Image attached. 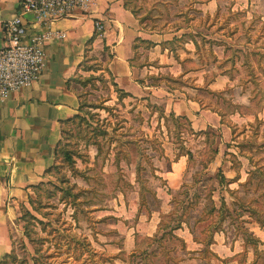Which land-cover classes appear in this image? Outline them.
Instances as JSON below:
<instances>
[{
    "label": "rangeland",
    "instance_id": "obj_1",
    "mask_svg": "<svg viewBox=\"0 0 264 264\" xmlns=\"http://www.w3.org/2000/svg\"><path fill=\"white\" fill-rule=\"evenodd\" d=\"M123 3L161 37L134 58L160 87L120 98L110 49L87 53L77 116L11 223L17 254L32 264L27 209L45 264H264V0Z\"/></svg>",
    "mask_w": 264,
    "mask_h": 264
},
{
    "label": "crops",
    "instance_id": "obj_2",
    "mask_svg": "<svg viewBox=\"0 0 264 264\" xmlns=\"http://www.w3.org/2000/svg\"><path fill=\"white\" fill-rule=\"evenodd\" d=\"M20 1L0 0V48L2 24L15 16ZM198 1L212 12L216 10L217 0ZM96 20L104 26L98 35ZM28 24L31 34L37 27L31 19ZM53 28L64 37L45 44L47 62L39 78L0 101V257L11 250V223L17 206L25 204L33 187L46 179L63 122L77 113L79 94L73 78L81 71L87 53L109 48L106 69L119 88L133 97L132 90L160 87L142 82L153 73V67L137 66L134 58L138 41H150L157 47L161 37L144 28L123 0H90L84 9H75L56 21Z\"/></svg>",
    "mask_w": 264,
    "mask_h": 264
},
{
    "label": "built area",
    "instance_id": "obj_3",
    "mask_svg": "<svg viewBox=\"0 0 264 264\" xmlns=\"http://www.w3.org/2000/svg\"><path fill=\"white\" fill-rule=\"evenodd\" d=\"M90 0H21L17 12L2 24L3 46L0 48V101L17 90L27 88L39 78L47 62L45 44L60 40L64 33L53 24L75 9H84ZM37 27L28 34L29 20ZM95 33L104 26L94 22Z\"/></svg>",
    "mask_w": 264,
    "mask_h": 264
},
{
    "label": "trees",
    "instance_id": "obj_4",
    "mask_svg": "<svg viewBox=\"0 0 264 264\" xmlns=\"http://www.w3.org/2000/svg\"><path fill=\"white\" fill-rule=\"evenodd\" d=\"M134 14V12H132ZM145 42V41H143ZM152 44V43H151ZM84 62V60H83ZM82 66V64H81ZM81 68V67H80ZM94 71V70H93ZM80 76L79 72L76 73L75 77L73 78V81H75L78 77ZM112 85L114 86V90L119 94V97L122 98V97H133L130 93H127L125 92L124 90L120 89L118 84L113 80V83ZM79 107H80V97H79ZM79 107H78V110H77V113L79 111ZM77 113L72 116L71 118L67 119L66 121L63 122V125L61 127V134H62V130H63V126L65 125L66 122H68L69 120H71L72 118L76 117L77 116ZM187 120V118H186ZM190 127H191V123H190ZM192 131V130H191ZM96 137L98 135H106V132L105 131H100V130H97V133H96ZM60 140V139H59ZM59 141L57 142L56 146H55V154H54V159L56 158V155H57V145H58ZM94 143H97L96 141ZM188 155L190 157L191 154L188 153ZM67 157L69 158V156L67 155ZM54 165V162L53 164L51 165V167ZM49 167L45 174L47 176L48 172H49V169L51 168ZM206 168V166L204 167ZM42 184V183H40ZM39 184V185H40ZM19 220H23L26 225H25V236L26 238L28 239V241L32 244L33 246V253L34 255L31 257V261H32V264H45V259L48 257L44 254V251L42 250V241L44 240V238H41V237H32L31 236V231L32 229H29L31 228V225H35L34 222L38 221V223H41V221H39L38 219H36L33 214H31V212L27 209H25L24 213L21 215V217L18 218ZM176 224L173 225V226H170L169 230H167L166 233H163L161 234L160 237H156L154 236V238L150 239L151 240V243L152 242H155V241H158V240H161L162 238H164V236H172L173 235V232L178 229V228H181L182 227V220H176ZM214 228V227H213ZM34 233V232H32ZM144 251H141L139 254L137 253V257L140 258V260L143 262L144 261V258L142 256V253ZM0 264H27V261H26V258L25 257H19V255L17 254V251L15 249V246H14V243L12 241V247H11V250L10 252L4 254L2 257H0Z\"/></svg>",
    "mask_w": 264,
    "mask_h": 264
}]
</instances>
